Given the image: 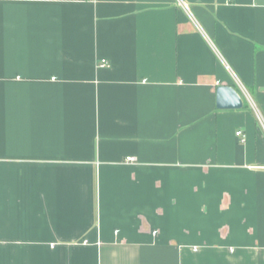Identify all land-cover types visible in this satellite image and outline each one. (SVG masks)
<instances>
[{"label":"crops","instance_id":"obj_1","mask_svg":"<svg viewBox=\"0 0 264 264\" xmlns=\"http://www.w3.org/2000/svg\"><path fill=\"white\" fill-rule=\"evenodd\" d=\"M256 112L264 0H0V264H264Z\"/></svg>","mask_w":264,"mask_h":264},{"label":"water","instance_id":"obj_2","mask_svg":"<svg viewBox=\"0 0 264 264\" xmlns=\"http://www.w3.org/2000/svg\"><path fill=\"white\" fill-rule=\"evenodd\" d=\"M215 93L217 109L241 110L243 108V99L233 87L218 86Z\"/></svg>","mask_w":264,"mask_h":264},{"label":"built area","instance_id":"obj_3","mask_svg":"<svg viewBox=\"0 0 264 264\" xmlns=\"http://www.w3.org/2000/svg\"><path fill=\"white\" fill-rule=\"evenodd\" d=\"M90 1H93V0H90ZM98 67L99 68H106V67H108V64L105 62V61H102L99 65H98ZM256 115H257V118H258V122H259V124L261 125V127H262V129H263V131H264V121H263V119H262V117L260 116V114L258 113V112H256ZM236 136L237 137H240L241 139H240V141L241 142H244V136L242 135V133L241 132H236ZM126 161L127 162H133L134 161V158H127L126 159ZM264 169V168H263Z\"/></svg>","mask_w":264,"mask_h":264},{"label":"trees","instance_id":"obj_4","mask_svg":"<svg viewBox=\"0 0 264 264\" xmlns=\"http://www.w3.org/2000/svg\"><path fill=\"white\" fill-rule=\"evenodd\" d=\"M244 108H248L247 106H244Z\"/></svg>","mask_w":264,"mask_h":264},{"label":"rangeland","instance_id":"obj_5","mask_svg":"<svg viewBox=\"0 0 264 264\" xmlns=\"http://www.w3.org/2000/svg\"><path fill=\"white\" fill-rule=\"evenodd\" d=\"M259 123V122H258Z\"/></svg>","mask_w":264,"mask_h":264}]
</instances>
